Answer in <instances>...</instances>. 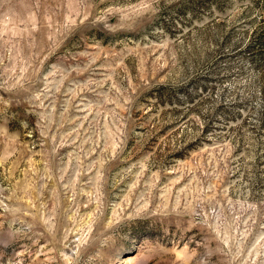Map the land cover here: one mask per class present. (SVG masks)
I'll return each mask as SVG.
<instances>
[{
    "label": "rangeland",
    "instance_id": "374dc122",
    "mask_svg": "<svg viewBox=\"0 0 264 264\" xmlns=\"http://www.w3.org/2000/svg\"><path fill=\"white\" fill-rule=\"evenodd\" d=\"M0 264H264V0H0Z\"/></svg>",
    "mask_w": 264,
    "mask_h": 264
}]
</instances>
